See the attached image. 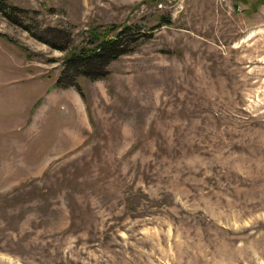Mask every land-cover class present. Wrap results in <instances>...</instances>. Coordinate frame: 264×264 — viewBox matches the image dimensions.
I'll use <instances>...</instances> for the list:
<instances>
[{"label":"rangeland","instance_id":"rangeland-1","mask_svg":"<svg viewBox=\"0 0 264 264\" xmlns=\"http://www.w3.org/2000/svg\"><path fill=\"white\" fill-rule=\"evenodd\" d=\"M3 2L0 264H264V0Z\"/></svg>","mask_w":264,"mask_h":264},{"label":"trees","instance_id":"trees-1","mask_svg":"<svg viewBox=\"0 0 264 264\" xmlns=\"http://www.w3.org/2000/svg\"><path fill=\"white\" fill-rule=\"evenodd\" d=\"M13 11V12H12ZM0 13L3 14L8 21L13 24L19 25V21L15 20L16 14L11 7L4 4L3 0H0ZM168 22V20H166ZM112 34H108L110 31L118 28ZM136 30L133 28L132 24H123V25H115L109 30L105 29L104 33L101 34H89V37H92L90 41L92 46L90 48L82 51V54H76L71 52L68 54L67 59L69 62H72L74 66H79L78 68H82L79 74L88 76L87 73L88 65L92 62H96L99 60H103V62L112 60L116 56L125 53L128 51V46L130 43L135 40L137 36ZM81 59L79 63L73 62L74 59ZM75 63V64H74ZM94 65V63H93Z\"/></svg>","mask_w":264,"mask_h":264}]
</instances>
